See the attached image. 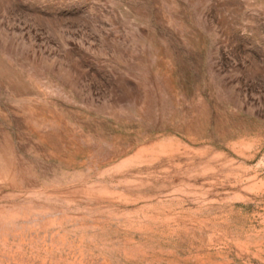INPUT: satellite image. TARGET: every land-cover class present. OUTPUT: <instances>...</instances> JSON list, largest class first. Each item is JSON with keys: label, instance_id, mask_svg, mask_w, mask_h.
Listing matches in <instances>:
<instances>
[{"label": "rangeland", "instance_id": "obj_1", "mask_svg": "<svg viewBox=\"0 0 264 264\" xmlns=\"http://www.w3.org/2000/svg\"><path fill=\"white\" fill-rule=\"evenodd\" d=\"M0 264H264V0H0Z\"/></svg>", "mask_w": 264, "mask_h": 264}]
</instances>
